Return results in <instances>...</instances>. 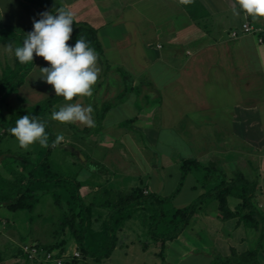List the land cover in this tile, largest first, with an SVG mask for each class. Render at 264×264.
Wrapping results in <instances>:
<instances>
[{"label": "crops", "instance_id": "0c3cea01", "mask_svg": "<svg viewBox=\"0 0 264 264\" xmlns=\"http://www.w3.org/2000/svg\"><path fill=\"white\" fill-rule=\"evenodd\" d=\"M47 2L51 10L25 0H0V23L6 25L18 23L23 29L33 30V20H38L40 13L56 12L61 8L70 10L75 14V20L87 22L97 29V38L108 63L125 68L135 78L137 92L134 90L129 92L108 109L105 118L100 120L101 130H105L106 124L103 122L112 113L123 110L120 106L127 104L130 96L141 94L143 91L141 87L146 90L151 88L156 96L154 101L162 103L158 104L159 106L154 105L149 110H143L144 113L140 117L135 115L133 119L137 125L136 129L144 133L145 139L151 141L153 148L165 145L174 149L167 157V164L175 166L176 169L179 166L177 162L186 157L168 141L158 140L160 129L184 135L188 131L210 130L216 135L214 140L201 138L198 143L200 149L198 160L201 159L203 163L214 161L221 164L222 157L218 156L224 155L223 163H226L225 155L234 151L239 161L235 167L241 165L243 158L245 160L244 164L239 166L242 168H236L230 174L241 172L247 179L250 178L249 175H260L264 193V17L247 14L239 8L238 0H47ZM11 6H16L19 13L13 15L9 9ZM245 22L260 30L240 35L239 39H231L228 36L229 31L239 29ZM44 65L48 66L49 62L38 57L26 79L34 74V77L42 75L41 68ZM98 66L101 68L99 62ZM101 74L102 69L98 77V86L94 88L91 97H74L71 102L62 99L56 106L59 108L66 103L79 102L85 106L91 104L99 111L104 104L114 102L123 90L121 77L113 68L105 71L103 76ZM212 80L215 83V94L222 97V100L219 102L209 100L208 104L205 95L200 96L195 92L198 87H200L198 92H201L203 87L207 91L205 86ZM142 82L144 84H141ZM171 84H174L173 89L176 92L168 95L166 90ZM27 95L31 99H36L39 89L30 90ZM132 99L135 105L137 99ZM140 99L148 100L149 97L144 96ZM167 101L172 106L179 104L180 101H186V104L173 107L172 113L166 111ZM136 110L141 111L138 107ZM93 118H97L94 111ZM124 121L125 119L116 120L114 126L120 129L122 128L120 124ZM69 124L77 127L76 129L88 127L80 122ZM210 149H216L217 152L213 151L214 157ZM117 157L114 155L107 161L118 163L121 158ZM95 163L91 161V164ZM159 169L168 171L164 164L156 171ZM150 179L148 178V182L146 180L145 191L167 196L168 192L161 190L160 187L157 190L149 188ZM195 183L189 185L194 193L191 197H197L200 193V185ZM131 187L130 185L129 188ZM262 201L264 206V194ZM183 205L185 204L175 206ZM117 247L106 259L109 260L113 256Z\"/></svg>", "mask_w": 264, "mask_h": 264}, {"label": "rangeland", "instance_id": "374dc122", "mask_svg": "<svg viewBox=\"0 0 264 264\" xmlns=\"http://www.w3.org/2000/svg\"><path fill=\"white\" fill-rule=\"evenodd\" d=\"M9 9L12 11L13 15L19 13L16 6H11ZM18 25L19 24L16 23V25L11 26L23 29V27ZM237 38L239 39V37ZM14 56V52L8 51L7 46L0 44V75L6 65H13ZM44 67H47V65H44ZM34 76H30L28 79L25 78V82L21 85L18 92L10 93L6 97V102L1 109V113L6 118H8L11 112L18 108L32 105L43 100L50 94H54L52 86L39 79L41 75L39 77ZM141 84H144V82ZM214 87L215 83L212 80L205 86L207 91H205L203 87L200 90L201 92H198L200 89V87H198L195 93H198L200 96L205 95L208 104L210 101L219 102L222 100V97L215 94ZM37 88L39 89V95L36 99L27 97L30 90H35ZM141 88L143 89L141 94H138V96H130L127 104L120 106V109L123 110H117V112L112 113L110 117L103 122L106 124L105 130H101L100 128H98V132L92 130L88 134V137L87 135L82 136L79 132L74 133V131L66 127L65 123L56 121L51 118V115H47V119L50 123L49 130L51 129L53 133L54 146L51 148L50 152V161L54 166L53 169L61 175H63L62 172H64L65 175H78V178L82 182L85 181L88 185L81 188L80 192L86 200L89 198L88 194L97 189V187H93L95 181H108L107 183L113 186L118 192L120 189L127 191L130 185H137L140 184V182L145 185L146 180L148 182V178H151L149 188L157 190L160 187L161 190L164 189L169 195L175 190V187L179 183L181 176L180 166L175 169V166L173 167V165L166 163L170 151L174 149H170L165 145L156 149L153 148L151 141L147 138L145 139L144 133L136 129L137 125L134 120L122 126L120 129L114 126L116 120L123 121L124 119L133 118L135 115L140 117V115L144 113L143 110H149L154 105H160L162 103V101H154L156 96L151 88H149V90H146L144 87ZM173 88L174 84H171L167 88L166 91L168 95L176 92ZM144 96H148L149 99H140L141 97L144 98ZM20 97H23L25 101H21ZM132 98L137 99L135 105ZM88 103H90V100H88ZM183 104L185 105L186 101H180L179 104H175L174 106L167 101L165 102V108L166 111H171L173 113V107L176 108ZM137 107L140 108L141 111L136 110ZM94 109L97 110L96 108ZM95 114L97 113L95 112ZM73 128L76 129L77 127ZM1 132L2 129L0 127V134ZM61 134L64 139L59 143H55L56 137ZM215 135L216 133L210 130L206 132L188 131L184 135V133L160 129L158 140L168 141L170 145L175 146V149L182 156L186 157L184 159L195 158L198 160V153L200 150L198 143L201 138L206 137V139L214 140ZM19 146L17 139L12 136L5 137L1 143V148L9 147L10 149H18ZM42 147L43 145L34 143L23 148L35 151ZM210 150L212 151V157H214L215 154L213 151H216V149ZM71 151L74 153L76 152V154L77 152H83L81 154L86 157L82 159V162L85 163L83 168L71 162V159H76ZM114 155L121 158L119 160L120 162L113 163L107 161L108 158L111 159ZM236 155L234 151L227 153L225 155L226 163H223L224 155L218 156L222 157L221 164H216L214 161L203 163L201 159L200 162L206 167H209L212 171L232 177L234 175H231L230 172H233L236 168H242L239 166H242L245 160V158H243V160H241V165L235 167V164L239 162L237 157H235ZM91 161H95V165H92ZM180 161L177 162L178 165ZM163 164L168 171L165 172L164 169L156 171V169ZM243 171H245V169H243ZM253 173H255V171ZM198 174L199 175L189 173L186 175L180 190L174 194L173 201L171 200L173 205L186 204L197 198L196 196L191 197V194L194 193H192L193 189L189 188V185H193L195 182L198 184L197 178L202 177L199 172ZM255 176L258 177L257 181L259 183L255 201L264 213V206H262L264 193H262L260 175H249V179H253ZM157 182H159L158 185ZM163 186L165 188H162ZM196 188L197 186L195 190ZM237 201L238 200L234 198H229V206L233 208ZM203 207H205V205ZM1 213L3 217L0 221V256L2 257L0 264L25 263L21 256L11 257L14 246L16 247L33 241L41 244H53L60 240V235L56 230L60 211L56 208L50 195H44L40 204L31 212V220L28 219V217L24 218L23 221L19 218L18 220L13 218L23 213L22 211L2 210ZM147 220L149 221V219L144 218L143 215L139 213V215L133 216L125 221L123 228L117 233L118 247L116 246L117 248L109 260H97L89 256L82 258L79 251L76 250L73 241L69 242L66 254L73 257L74 253H78L76 257L79 259L78 264H220L219 259L223 257H229L230 259V261L225 262V264H237L236 257H241V255L247 251V248L252 247L256 237L255 231L245 228L243 225H237L236 219L224 220L218 216L217 204L214 202L196 213L176 239L165 243L164 253L163 255H159V248H157L155 243L151 244L147 249L141 247V242L147 240ZM23 237L26 238L24 242H22ZM57 250L58 248L54 250L55 254H58ZM124 253H126V255ZM258 258L259 261L264 264V246ZM41 263L44 264L43 262Z\"/></svg>", "mask_w": 264, "mask_h": 264}, {"label": "trees", "instance_id": "16d2710c", "mask_svg": "<svg viewBox=\"0 0 264 264\" xmlns=\"http://www.w3.org/2000/svg\"><path fill=\"white\" fill-rule=\"evenodd\" d=\"M25 1L51 10L47 0ZM31 31V29H19L0 23V44L5 46L12 44L13 47L22 45L26 34ZM81 37L90 42L99 54L98 62L102 73L105 74V71L113 68L120 75L123 85V90L114 102L104 104L99 111L95 110L93 106L94 112L97 113L94 127L75 129L69 123H65L66 127L74 133L79 132L82 136H86L92 130L98 132V128H102L100 120L105 118L108 109L129 92L137 91L138 88L134 84L135 78L125 68L112 66L108 63L102 45L97 38V29L87 22L75 20L72 38L68 43L74 44L76 39ZM37 58L34 54L33 63L22 64L14 56L13 65H6L0 75V127L2 129L0 134V221L3 217L2 210L22 211L23 213L13 218L23 221L28 217L31 220V212L40 204L44 195H50L56 208L60 211L56 229L60 240L53 244L37 243L44 251H54L58 248L57 255L67 257L62 264H78L79 259L66 254L70 241L74 242L75 248L82 258L89 256L97 260L106 259L117 246V233L121 231L125 221L139 213L149 219L146 224L147 240L141 242V247L147 249L155 243L159 248L158 254L163 255L165 243L176 239L196 213L215 202L218 216L222 219H236L237 225H243L245 228L255 231L254 245L247 249L241 257H236L237 264H262L258 256L264 246V213L255 201L256 191L259 187L257 176L252 180H248L242 173H235L234 176L227 177L222 173L210 170L195 158H187L182 159L179 163L181 176L178 185L170 195L161 196L145 191L146 186L142 182L127 191L119 190L117 192L113 186L107 183L108 181H95L93 187H97V189L89 193V198L86 200L80 191L88 184L85 181L82 182L78 175L57 173L50 161V152L54 145L53 133L51 129L49 130L50 123L47 115L50 116L54 111H58L59 108L56 104L64 98L55 96L54 93L32 105L18 108L11 112L8 118L1 113L6 97L10 93L18 92L26 76L34 68ZM103 74L101 75L103 76ZM95 85L98 86V80ZM20 100L25 101L23 97H20ZM27 114L46 121L48 144L35 151L20 146L18 149L1 148L5 137H14L9 129L15 126L19 117ZM133 120V118L125 120L120 126H125ZM72 154L76 159H71V162L83 168L85 163L81 161L76 152H72ZM198 172L202 177L197 178L201 188L197 198L183 206L173 205L171 200L174 194L180 190L186 175L189 173L199 175ZM229 198L238 200L233 208L229 206ZM204 205L205 207H203ZM25 240L26 238L23 237L22 242ZM21 245L14 246L11 257L21 256L24 259V264H33L22 252ZM219 260L220 264L230 261L229 257Z\"/></svg>", "mask_w": 264, "mask_h": 264}, {"label": "clouds", "instance_id": "9594fccd", "mask_svg": "<svg viewBox=\"0 0 264 264\" xmlns=\"http://www.w3.org/2000/svg\"><path fill=\"white\" fill-rule=\"evenodd\" d=\"M238 3L247 14L264 17V0H238ZM74 23L75 14L70 10L61 8L56 12H42L38 20H33V30L26 34L22 45L7 46V50L14 52L22 64L33 63L34 54L49 62L47 67L41 68L39 79L51 85L55 96H62L66 102L73 101L74 97H91L101 72L99 54L90 42L81 37L74 44L68 43ZM93 111L91 104L66 103L54 111L51 118L61 123L80 122L94 127ZM46 126V121L27 114L19 117L9 132L22 147L34 143L47 145ZM63 139L62 134L58 135L55 143Z\"/></svg>", "mask_w": 264, "mask_h": 264}, {"label": "built area", "instance_id": "2783aa9c", "mask_svg": "<svg viewBox=\"0 0 264 264\" xmlns=\"http://www.w3.org/2000/svg\"><path fill=\"white\" fill-rule=\"evenodd\" d=\"M260 29L254 27L249 22H245L239 29H232L228 35L231 39L237 38L243 34L258 32ZM22 252L27 256L32 263H48V264H62L67 257L59 256L54 251H44L36 241L32 243H25L21 245ZM78 253H74L77 257Z\"/></svg>", "mask_w": 264, "mask_h": 264}, {"label": "water", "instance_id": "95a60500", "mask_svg": "<svg viewBox=\"0 0 264 264\" xmlns=\"http://www.w3.org/2000/svg\"><path fill=\"white\" fill-rule=\"evenodd\" d=\"M77 155L79 156L80 159H84V156L81 153L77 152ZM0 159H1V157H0Z\"/></svg>", "mask_w": 264, "mask_h": 264}]
</instances>
